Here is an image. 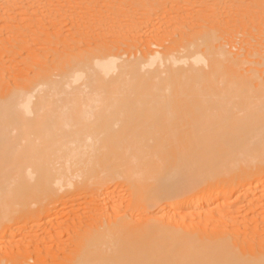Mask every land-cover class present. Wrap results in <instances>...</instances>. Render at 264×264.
Segmentation results:
<instances>
[{"label":"bare ground","instance_id":"obj_1","mask_svg":"<svg viewBox=\"0 0 264 264\" xmlns=\"http://www.w3.org/2000/svg\"><path fill=\"white\" fill-rule=\"evenodd\" d=\"M65 1L0 0V264H264V19L238 51L214 26L192 59L147 38L144 61L120 60L88 42L86 20L69 32L73 52L49 50L67 42ZM38 49L31 77L8 73ZM168 191L179 202L137 211Z\"/></svg>","mask_w":264,"mask_h":264},{"label":"rangeland","instance_id":"obj_2","mask_svg":"<svg viewBox=\"0 0 264 264\" xmlns=\"http://www.w3.org/2000/svg\"><path fill=\"white\" fill-rule=\"evenodd\" d=\"M80 1L81 0H76V2H73L72 0H66L65 1L66 7L63 8V11L67 12L70 16L74 17V20H73V22H68V21L65 22L64 27L65 26L66 27L64 28V30H66L65 32H67L68 36H67V42H65V43L60 42V44L62 46L60 44H57V43H59V41L52 40L53 42H51L50 41L51 39L49 38V50L50 51L53 50V49H56V48L57 49H63V45L66 44L68 46V47L67 46L66 47L69 49V51L73 52L71 50L72 47L69 48V46H73V43L71 44L72 41L69 40L71 38V36H72L71 33L74 32L73 30L79 31L80 33L82 32V29H83V31L89 30V28L87 29V25L88 24L92 25L91 27H90V25H88V27L92 28L94 30V32L96 31L95 33L93 32L94 35L96 37H100V38H97V40H96V37H95L94 40H89L88 42H91V45H92V42L94 41L93 43H95V44H93V45H95L94 47H96L97 44L100 46V45L103 44V42L106 43V41H107L108 42L107 45L110 44L109 46H111V48H114L113 51L115 49H117V51L115 50V53H119L120 52L118 57L122 56V59H124V58L128 59L129 56L132 57V59L141 58L140 55H142L144 53V51L146 49L145 47L147 45V40L148 39L152 40V41L153 40L155 41V39H156V43L158 45L156 43L152 44V47L155 50L159 48L160 51L162 49H164L163 51H165L167 48H169L170 44H171L172 47L178 45L177 47H174V49L176 48L175 49L176 51L177 50L179 51V52L177 51L178 53H180L181 51L185 52V53L186 52L188 53V52L191 51L188 54L186 53V55L184 53L185 56H183V57L184 58L186 56H188V57L191 56L192 57V56H194V53L197 52V51L195 52L194 49H197L198 46H199L198 44H200L201 41H202V39L200 38L201 35L203 36L202 31L203 32L205 30L207 31L208 29H211L214 26L215 27L212 28V29L217 30L219 33H223V30H225L226 34L225 33H223V34H225L226 37H227L228 34H229L228 36H230V37H227V38H229V39L234 38L235 39V43L236 44L232 48H233L234 51H238V50H240L242 48V46L250 47V43L251 44L255 43V38L257 36L256 28H258V25H259L261 19L262 20L264 19V17H262V16H264L263 15L264 14V5L263 4H262L263 6L262 5H258L259 4L258 0H241V1L239 0L240 1L239 3L236 1L237 4L233 0H232V2H231V0H223V1L229 2V3H227V5H229V6H227L225 4L226 2H223V4H222L221 3L222 0H221V2L219 0H214V1L213 0H199V1L198 0H186V2H185V0H183L185 3L184 2L181 3L182 0H178L179 2L177 0H174L175 2L173 0H168V1H171V2H168L167 0H166L167 2L163 1V0H161L163 2H161L160 0H156V1L155 0H146V1L145 0H116V1L115 0H108V1L107 0H103V1L102 0H94L95 1L94 2L92 0V1H89V3H91V4L86 2L83 5H81L82 3H80ZM109 1H111V2H109ZM132 1H137L138 5L135 2H134L135 4H132V3L130 4V2H132ZM200 1H202V2H200ZM203 1H205V3ZM216 1H219V2H216ZM145 2H147V3L144 4ZM150 2L151 3L155 2V5L154 4H150ZM164 2H166V4ZM75 3L77 5H79V6L77 7V5ZM102 3H104L105 6ZM118 3H120L121 5L118 4ZM142 3L144 5H139V4H142ZM156 3H157V5H156ZM231 3H233V4H231ZM255 3H257V4H255ZM114 4H116V5H114ZM148 4H149V6H148ZM73 5H74V7H73ZM107 5H108V7H107ZM151 5H153V6H151ZM82 6H85V8L82 7ZM66 9H69L68 10L69 12ZM70 10H72V11H70ZM74 11H75V14H74ZM94 12H97V13H94ZM77 13H79V14L77 15ZM105 13L106 14L109 13L108 14L109 16L106 15ZM260 13H261L262 16L260 15ZM80 14H82V15L80 16ZM94 14H96V15H94ZM92 15L95 16L96 18L93 17ZM100 15H102L103 17L100 16ZM88 16H90V17H88ZM106 16H108V17H106ZM72 17H70V18H72ZM104 17L107 18V19H105ZM90 18H92V19H90ZM102 18H104L107 22L104 19H102ZM81 20H83V21H81ZM76 21L79 22V23H77ZM85 22L88 23V24H86ZM67 23H68V25H67ZM97 23H99L100 25L97 24ZM94 24H97L98 26L97 25L94 26ZM104 24H106V25H104ZM109 25H110V27H109ZM206 25H209V26H206ZM77 26H78V28H76ZM98 27H99V29H97ZM111 27H112V29H111ZM204 27H206V28H204ZM208 27H211V28H208ZM94 28L97 29L98 31L95 30ZM100 28H101V30H100ZM103 28L104 29L106 28V32H108V34H106L105 30H102ZM113 29H114V31H113ZM102 31H103V33H102ZM69 32H71V33H69ZM109 32H111V33H109ZM101 33L103 34L104 37H105V34H106V38H104ZM140 34H142L143 36L140 35ZM31 35H32V33H31ZM168 35H170L171 39H170V37ZM232 36H234V37H232ZM142 37H143V39L145 38L146 40H142L141 39ZM183 37L185 39H183ZM180 38H181V40H179ZM134 39H136V40H134ZM98 40H100L99 41L100 44H99ZM138 40L141 42V45H140V42H139V44L137 43ZM142 41H146V42H142ZM180 41L182 42L181 44H179ZM197 41H198V43H197ZM69 42H70V45H68ZM52 43L54 44V46H52L53 45ZM84 43H85V45H83ZM111 43H112V45H111ZM144 43H145V46H143ZM79 44L80 45H79L78 50H81V52L84 51L87 48L86 47V45H87L86 42H83V43L80 42ZM81 44H82V46H84V48H85V49L83 48L84 50L81 48L82 47ZM245 44H247V45H245ZM38 45L36 47H40V46L42 47V43H38ZM114 45H116V46H114ZM138 45L140 47H137ZM153 45H155V46H153ZM166 45H169V46L167 47ZM171 46H170V48L173 49ZM179 46H180V48H179ZM142 47H144L145 49H143ZM183 49H184V51H183ZM38 50L36 52H34V54L36 53L35 55L33 54L31 57H29L27 59V61H25L26 65L23 62H21L20 65L18 64L19 66L17 65L15 67V70L13 71V73H11V72H8V73L16 76V78H18L19 75L21 77L23 75L24 77H22V78H25L26 76L28 77V73L31 70V72L29 73L30 77H31L33 75V73H32L33 70L32 69L34 68L33 67L34 63L39 61L38 58L45 57L43 55H42L43 57L39 56V54L41 55V53H39V52H42V54H44L46 51L45 50H41V49H38ZM170 50H168V52ZM192 50H194V53H193ZM139 51H141V53ZM166 51H165V53H166ZM244 51H246V50H244ZM98 52H99V50H98ZM173 52H174V50L172 51V53ZM182 52H181V54L177 53L178 55L175 52L173 54L170 52L171 53V57H172V55H174V57L175 56H179V58L182 59L183 58V57H181V55H183ZM50 53H49V55H50L49 58L52 59L51 57H53V56H51V55H53V54H52V52H50ZM165 53L162 52V55H164V57H166L165 55L167 54V53L166 54ZM170 53L168 54L169 56H170ZM138 55H139V57H138ZM24 56H27V54H25ZM19 57L20 56H18V58ZM171 57H167V58L168 59H172L173 57L172 58ZM188 57L186 59H188ZM191 57H189V58L192 59L193 57L192 58ZM120 58L121 57H119V59ZM142 58H143V61H144L145 60V56H143ZM142 58H141V60H142ZM248 58H250V60H252V57H248ZM20 59H21V57H20ZM34 59H36V60H34ZM122 59H120V60H122ZM245 59H246V57H245ZM245 62L246 63H244L243 65L245 66V68L246 67L247 68L244 69V72H246L248 74L250 72H247V71H249L251 63L249 61H245ZM247 62H248L249 65L247 64ZM27 65H28V68H27ZM29 65H30V67H29ZM1 66H3V65L0 64V69H2ZM6 66H7V68H9V63H7ZM145 67L148 68V66H145ZM20 80L21 79H19V81ZM59 161H60L59 163H61V161L63 162L62 159L61 160L59 159ZM71 163L73 164L72 165L73 166V169H72L73 176L72 177H74L76 175V173L77 174L80 173V171L82 169H84V168L81 169V167H83L82 163L75 162V161H71ZM78 166L80 167L79 169H77ZM75 167H76V169H75ZM74 169L77 170V171H74ZM242 171L243 170H237L236 169L235 171H233L232 173H229L228 175H221L220 178H227V177L230 176V174L231 175L232 174H240V173H242ZM76 176L73 178L74 182L77 179ZM79 178L80 177H78L77 182H80V180L82 179V178H80V179ZM220 181H223V180H220ZM77 182H75V183H77ZM184 182H186V181H184ZM224 182H223V186H227L226 183H228V180L225 179ZM114 188L116 189V191L119 194H121V195H123L125 197L134 196L135 191H136L135 188L134 189L130 188L128 182L119 183V184H117L115 182L114 183ZM182 189H183V187H181L178 191L180 192V190L182 191ZM168 192H171V195L170 196L166 195L167 196L166 198H164V197H161L159 199L158 198H156V199L153 198L152 200H149L148 202L141 203V207H138L137 211L139 213H142L143 212L142 208L143 207H147V209L151 210L152 212H155V211L161 209L162 207H164L165 205L168 206V205L172 204V202H179V198L180 197L177 196V194L173 193L174 191H168ZM90 194H92V193H90L88 191L87 192H83V194H82V196L80 198V202H81L80 206H81L82 211H86L87 212L88 210H90L89 209L90 207L95 205L94 202H96V201H95V199H93L90 196ZM234 198H236V197H234ZM72 204H73V202L67 204V206L69 207L68 211L70 209H72ZM228 210H230V209H228Z\"/></svg>","mask_w":264,"mask_h":264}]
</instances>
